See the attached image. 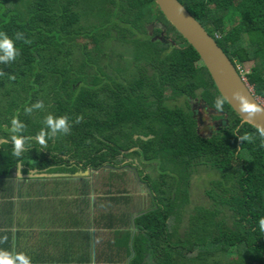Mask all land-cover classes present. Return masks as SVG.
Returning <instances> with one entry per match:
<instances>
[{"label":"trees","instance_id":"1","mask_svg":"<svg viewBox=\"0 0 264 264\" xmlns=\"http://www.w3.org/2000/svg\"><path fill=\"white\" fill-rule=\"evenodd\" d=\"M179 1L264 99V0ZM18 31L32 43L15 41L20 55L0 63V177L21 164L25 174L135 167L151 190L152 207L136 219L131 264H227L226 254L228 264H264L258 225L264 217V148L259 139L239 140L255 135V127L242 124L227 101V120L216 116L220 131L202 134L190 101L199 98L213 108L222 94L198 51L155 0H0V32L15 40ZM108 50L120 61L112 63ZM112 68L116 75L108 72ZM181 98L187 106H172ZM38 101L45 107L26 114L25 107ZM17 112L25 136L35 137L49 114L67 115L72 130L48 139L43 150L33 139L17 158L9 133ZM78 116L83 121L77 124ZM157 156L165 160L158 180L130 162ZM165 162L185 170L172 193ZM195 165L210 166L220 178L208 190L214 205L196 207L181 234V209L190 203L183 184ZM228 210L232 225L224 218Z\"/></svg>","mask_w":264,"mask_h":264},{"label":"crops","instance_id":"2","mask_svg":"<svg viewBox=\"0 0 264 264\" xmlns=\"http://www.w3.org/2000/svg\"><path fill=\"white\" fill-rule=\"evenodd\" d=\"M20 170L0 179V238L8 237L0 250L25 253L32 264L132 263L142 210H134L131 195L117 193L114 179L103 183L98 171Z\"/></svg>","mask_w":264,"mask_h":264},{"label":"clouds","instance_id":"3","mask_svg":"<svg viewBox=\"0 0 264 264\" xmlns=\"http://www.w3.org/2000/svg\"><path fill=\"white\" fill-rule=\"evenodd\" d=\"M24 41L25 44H31L32 41L25 37L23 32H16L15 40L7 35L5 32H0V63H11L16 60L20 55L19 49L16 47L15 41ZM5 75L3 71H0V76ZM10 79H15V76H10ZM229 97L224 95L218 96L215 99L213 108L218 112L224 111V105ZM236 101L238 104L239 112L245 116L246 121H255L258 116H264V106L258 105L255 101L249 98L248 95L240 91H235L232 94L231 101ZM45 107L43 101L25 107L26 114H31L34 110L43 109ZM69 117L67 115L56 117L49 114L45 117L43 127L35 137L23 135L26 125L19 119V112L11 119V127L9 129L11 143L13 145L12 155L20 158L27 150L26 145L33 139L37 144L41 146V149H47L48 139L56 137L58 134L68 135L72 130V125L69 123ZM83 116H78L75 123H81ZM255 135L252 133H244L238 135L241 142L247 141L253 143L256 139L260 141V147L264 148V124L255 125ZM259 230L264 232V217L258 220ZM8 237L5 235L0 238V243L6 242ZM0 264H32L31 258L25 253L13 254L6 250H0Z\"/></svg>","mask_w":264,"mask_h":264},{"label":"rangeland","instance_id":"4","mask_svg":"<svg viewBox=\"0 0 264 264\" xmlns=\"http://www.w3.org/2000/svg\"><path fill=\"white\" fill-rule=\"evenodd\" d=\"M95 20L93 19L92 22H94ZM155 27V26H154ZM151 27L150 28V33L152 34V36L154 35V31L155 28ZM167 36V34L165 35ZM143 37V36H142ZM154 37V36H153ZM166 43H168V40H165ZM130 48H133L132 45H129ZM121 46L118 47V50L120 51ZM141 48V47H139ZM108 56L111 57V61L112 63H115L116 61H120L119 54L117 57V54H113L110 53V50L107 51ZM109 62V61H108ZM116 67V64H115ZM252 64L248 63L246 65V68L251 70L252 69ZM109 73H113V74H117L113 68L112 69H108ZM187 106L186 105V99L185 98H181L179 99L177 102L172 103V106ZM164 153V152H163ZM168 153V152H165ZM130 162L131 163H135V164H140L143 167V171L146 173L151 174V176L153 177V180H158L159 174L161 175V167H162V160L165 161L162 157H158L153 161V162H148L144 159V157L141 158H137V157H132L130 158ZM164 164V162H163ZM165 165L167 166V168L169 170H171V172L169 171L168 175V188L169 191L172 193L171 190H173L171 187H175V185H177L178 180H180L181 178V172L185 171L183 168V166H174L173 164L169 163V162H165ZM194 169L192 170L191 168V174H190V181L189 183L183 184V188H188L189 189V193L188 196L190 198V203H188L187 205L183 206L181 211H180V215L182 217L181 220V224L179 226V232L181 234H183L185 231H187V229H189L190 227V218L192 216V214L194 213V210L196 209V207H212L214 205L213 201L210 200L211 198H209L208 196V190L212 187V184L215 180H217L218 178H220V175L217 171L213 170L210 168V166H193ZM176 172H180V174L175 173ZM114 172V171H112ZM116 173H114V175H111V173L107 170H101L98 172H94V174H99L101 176V178H103V183L107 182L108 179H114L116 188L118 189V194H127V195H131L132 196V204L134 205V210H148L149 208L152 207V197H150L149 190L147 188L146 185H144L141 180L139 179V177L136 174V171H134V169H127L124 168L121 171H115ZM92 173V172H90ZM117 174V175H115ZM97 176V175H96ZM94 178V177H93ZM95 179V178H94ZM105 181V182H104ZM114 182H112L114 184ZM90 183V182H89ZM92 183V181H91ZM181 187V185H180ZM107 190V188L104 185V191ZM116 191H114L115 193ZM175 197L177 198L176 194ZM224 218H226L228 220V222L232 225L233 221H232V212L230 210L227 211L226 215L224 214ZM235 252V251H234ZM225 256V260L226 263H229V257L228 255H224ZM231 259V258H230ZM150 264H156L154 263V261H151Z\"/></svg>","mask_w":264,"mask_h":264},{"label":"water","instance_id":"5","mask_svg":"<svg viewBox=\"0 0 264 264\" xmlns=\"http://www.w3.org/2000/svg\"><path fill=\"white\" fill-rule=\"evenodd\" d=\"M160 9L173 24V26L190 42L198 51L206 67L210 71L219 91L222 95L229 97L227 102L241 117L242 124H264V116H258L255 121H246L244 115L238 110L236 101H231L233 92L240 91L248 95L258 105L262 102L256 97L248 81L240 74L234 62L222 49L217 40L196 20L189 10L179 0H155ZM37 167L38 164L34 163ZM22 165L14 168L7 176L0 179L11 180L21 173Z\"/></svg>","mask_w":264,"mask_h":264},{"label":"flooded vegetation","instance_id":"6","mask_svg":"<svg viewBox=\"0 0 264 264\" xmlns=\"http://www.w3.org/2000/svg\"><path fill=\"white\" fill-rule=\"evenodd\" d=\"M190 102H191V108L190 109L193 111L194 116H196L198 118L199 126H201L200 131L202 132V134L207 135L208 137H212L216 132L218 133L221 129V127H220L221 122L220 121L222 119L216 120V116L224 117L225 120H227L225 113H222V112L217 113L205 101H203L202 99H199V98L191 99ZM130 169H134V171L137 170L138 177L141 180L140 172L138 171V169L135 167H130ZM105 170L111 171L110 169H105ZM113 171H119V170H113ZM87 172H89V171H87ZM144 184H146V183H144Z\"/></svg>","mask_w":264,"mask_h":264},{"label":"bare ground","instance_id":"7","mask_svg":"<svg viewBox=\"0 0 264 264\" xmlns=\"http://www.w3.org/2000/svg\"><path fill=\"white\" fill-rule=\"evenodd\" d=\"M197 20V19H196ZM198 21V20H197ZM204 27V26H203ZM205 28V27H204ZM207 31V30H206ZM214 37V36H213ZM215 38V37H214ZM216 39V38H215ZM217 40V39H216ZM218 42V41H217ZM220 45V44H219ZM223 49V48H222ZM224 50V49H223ZM228 55V54H227ZM232 60V59H231ZM235 64V63H234ZM235 66H236V64H235ZM236 68L238 69V71L240 72V74L243 76V72H242V70L241 69H239L237 66H236ZM247 73H245V75H246ZM246 77H247V75H246ZM247 81H248V78H247ZM248 83L250 84V82L248 81ZM250 86H251V88L253 89V91L255 92V94H256V91H255V88L250 84ZM256 97L262 102V105L264 106V99H262L261 97H259L257 94H256ZM247 124V123H246ZM22 165V164H21ZM22 167H23V165H22Z\"/></svg>","mask_w":264,"mask_h":264},{"label":"built area","instance_id":"8","mask_svg":"<svg viewBox=\"0 0 264 264\" xmlns=\"http://www.w3.org/2000/svg\"><path fill=\"white\" fill-rule=\"evenodd\" d=\"M243 77L247 80V77H246V75H245V72L243 71Z\"/></svg>","mask_w":264,"mask_h":264}]
</instances>
